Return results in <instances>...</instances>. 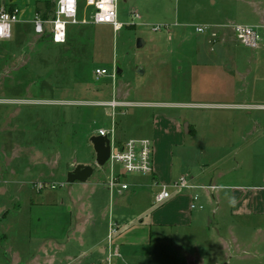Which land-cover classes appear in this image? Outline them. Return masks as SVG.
<instances>
[{
  "label": "rangeland",
  "instance_id": "374dc122",
  "mask_svg": "<svg viewBox=\"0 0 264 264\" xmlns=\"http://www.w3.org/2000/svg\"><path fill=\"white\" fill-rule=\"evenodd\" d=\"M3 1L28 19L55 3ZM117 20L118 31L69 25L64 44L36 34L30 22L12 23L11 37L0 40V264H264V30L253 48L230 29L264 25V0H118ZM195 25L208 30L197 33ZM80 33L88 43H77ZM96 68L106 73L97 76ZM112 100L126 105L112 107ZM159 114L176 120L174 131H162ZM112 124L117 141L149 138L153 160L167 146L175 178L193 175L202 185L214 178V191L196 189L201 208L192 209L191 226H153L150 244L120 247L119 231L107 224L114 202L121 198L130 213L137 204L123 199L127 193L110 199L109 168L96 164L89 141ZM78 163L91 165L92 175L67 183ZM92 182L99 184L88 201ZM88 202L93 218L75 221ZM82 225L92 241L68 240L82 235L73 230ZM175 239L188 261L172 253ZM109 241L120 252L110 261Z\"/></svg>",
  "mask_w": 264,
  "mask_h": 264
},
{
  "label": "built area",
  "instance_id": "2783aa9c",
  "mask_svg": "<svg viewBox=\"0 0 264 264\" xmlns=\"http://www.w3.org/2000/svg\"><path fill=\"white\" fill-rule=\"evenodd\" d=\"M118 0H84L82 13L79 14V0H55L54 7L50 14L43 17L40 12H33L30 19L27 18V11L15 4L6 2L0 3V40L11 37L12 23L30 22L36 34L42 36L47 34L50 40L56 44L66 41L69 25H88V24H108L113 31H118L123 24L117 20ZM197 33H204L208 30L206 25H195ZM232 34L240 43L258 47L262 41L264 25H249L242 23H231ZM106 73L105 69L96 68L94 74L99 76ZM110 106H125V102L112 100ZM97 134L106 135L110 141V155L106 161L109 168L107 181L105 182L109 192L121 193L128 188V184L122 181L125 174H152L153 164V144L149 138H129L123 142L117 141L115 137V127L98 129ZM158 190L154 193L153 200L157 204H162L171 195L170 188L191 190L189 207L190 209L201 208L198 204L197 188L209 191L217 189L215 184L202 185L193 182L188 174H181L178 178L169 183H158ZM111 229L114 231V228ZM108 261L112 256H118L117 248L112 247L109 241Z\"/></svg>",
  "mask_w": 264,
  "mask_h": 264
},
{
  "label": "crops",
  "instance_id": "0c3cea01",
  "mask_svg": "<svg viewBox=\"0 0 264 264\" xmlns=\"http://www.w3.org/2000/svg\"><path fill=\"white\" fill-rule=\"evenodd\" d=\"M142 104L150 105L149 103L147 104L142 103ZM156 116L162 117L161 119H158V121L156 120L157 121L156 124H158L159 121L163 124L162 131L168 132L169 130L170 131L173 130V127L176 123L175 122L176 120L173 117L167 118L166 115L164 114H159ZM166 125H168V127ZM190 127L191 126H188L187 124L188 132L189 133L192 131L194 132L193 128L192 131H189L191 129ZM141 138H145V137H141ZM169 148L171 151V145ZM165 149L166 150L164 152H162L163 151L162 149L161 153H160V149L158 150L159 151L157 154L158 158L157 160H153L154 172L152 174H145V175L136 174L134 175L133 179L130 182L122 180L123 182H126L128 184V188L124 190V193L123 191L121 193H117L115 191L113 194H111L108 190L110 199H113L114 195H118V194L123 195L127 193L126 195H124L125 197L123 199L126 200L133 199V201L135 202L134 204L135 205L137 204L136 210H134L135 207L132 209L134 210V213L132 211H131L132 213H130L129 210L131 209L124 208V205L121 202V198H116L114 202L112 215L111 214L109 215V220L107 221V224L110 228L112 226L111 225L112 222L114 221L113 232L119 231V234L117 235V239L119 238L122 239V241L121 240L119 241L121 242L120 247H122L124 242L134 243V244L138 243L139 245L141 243L143 244L144 242L145 244H150L151 242L150 230L153 226L157 227L161 231L167 228H170L171 231L185 229L191 226L194 219L196 218V216L193 214L192 210L189 207L190 197L193 192L191 190L170 188L171 195L165 202H163L162 204H156L153 200L154 193L158 190V186L154 184V181H157L158 183H169L172 180L176 179L175 175L173 174L174 173L173 163L169 159V155H168L169 149L167 148V146L165 147ZM191 177L192 180L193 178H195V176L193 175ZM194 180L193 182H196ZM213 180L214 178H210L209 184L210 183L213 184L212 183ZM87 182L88 179L85 182H81V183H87ZM92 183L93 186L91 188L92 189L91 193H89L87 197L88 201L90 195H93L95 193V190L97 189L99 184L95 182ZM103 185H105V182L103 183ZM153 185H155L156 187ZM130 189H132V192H129ZM252 197H253L252 202H254L257 197L254 195ZM70 198L74 205H78V201H80L79 199H74L72 197ZM141 199L147 201L148 206L141 207L139 205L142 204ZM70 208L71 206L69 207V209ZM87 208L88 210L86 212L87 213L86 215L80 214L79 210L77 211V214L74 217L75 221L77 220L79 221V219L80 220L82 219L81 221L88 222L87 220H89V218H93V212L91 211V205L89 204V202ZM103 215L105 216V212ZM141 215H144V217L138 220L139 216ZM82 226L85 228H82ZM82 226L73 228L75 232L78 230L79 233L82 232V235L79 236L78 234L76 235L75 233L71 237H68V240L69 238H71L73 241L80 242L81 245H85L86 243L88 244L89 242H91L92 240L88 236L91 235L93 232L90 231L89 235H83L87 230L86 229L87 226L86 225H82ZM146 234L148 235V238H146L147 237ZM125 239L127 240L125 241ZM159 240H160L159 243L163 242L161 241V239ZM92 244L93 243H91V245ZM112 247L117 248V250L119 251L118 244H113L112 242ZM171 247L173 250L172 253H174V255L176 253L175 256H178L179 260L181 259L183 260L184 258L186 261H188V256L190 254L188 253L187 250L184 249L183 241L178 239H175V241L172 240ZM98 250L101 254H104L106 248L104 246H100L98 247ZM118 256H120V252Z\"/></svg>",
  "mask_w": 264,
  "mask_h": 264
},
{
  "label": "water",
  "instance_id": "95a60500",
  "mask_svg": "<svg viewBox=\"0 0 264 264\" xmlns=\"http://www.w3.org/2000/svg\"><path fill=\"white\" fill-rule=\"evenodd\" d=\"M145 41L143 38L138 37L136 39V47L143 48ZM137 71L143 73V67L137 65ZM186 132H188L187 124H184ZM89 141L92 144L95 153V162L98 166H103L110 155V141L106 135L95 134L89 137ZM93 173V167L88 164L78 163L67 172L66 182L71 183L74 181L85 182Z\"/></svg>",
  "mask_w": 264,
  "mask_h": 264
},
{
  "label": "trees",
  "instance_id": "16d2710c",
  "mask_svg": "<svg viewBox=\"0 0 264 264\" xmlns=\"http://www.w3.org/2000/svg\"><path fill=\"white\" fill-rule=\"evenodd\" d=\"M37 12H40L41 15H42L43 17H46V16H48V15L50 14L49 8H47V6H46V7L44 6L43 10L38 9ZM82 26H84V25H82ZM70 35H71V34H70V31L68 30L66 41H67V39H68V36H70ZM44 36H45V35H44ZM46 36H48V35H46ZM73 36H74V34H73ZM48 37H49V36H48ZM48 37H46V38H48ZM75 37L77 38L76 40H77V43H78V44H81V43H88V41H89L87 38L85 39V38L83 37V34H82V33H80L79 35H76ZM48 39H49V38H48ZM84 39H85V41H84ZM87 40H88V41H87ZM66 41H65V42H66ZM83 41H84V42H83ZM65 42H64V43H65ZM64 43H63V44H64ZM189 131H191V130H189Z\"/></svg>",
  "mask_w": 264,
  "mask_h": 264
}]
</instances>
